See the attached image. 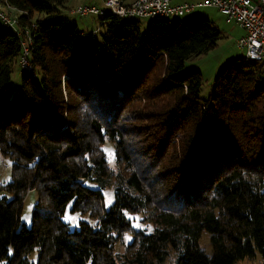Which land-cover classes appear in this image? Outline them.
I'll return each mask as SVG.
<instances>
[{"label":"trees","instance_id":"1","mask_svg":"<svg viewBox=\"0 0 264 264\" xmlns=\"http://www.w3.org/2000/svg\"><path fill=\"white\" fill-rule=\"evenodd\" d=\"M7 1L29 28L36 77L19 65L23 37L0 23V155L11 163L0 264H236L255 250L264 264V61L231 62L201 100V74L182 70L217 48L212 22L155 18L141 31L107 14L100 40L84 39L61 16L68 0ZM67 211L92 222L70 229Z\"/></svg>","mask_w":264,"mask_h":264},{"label":"rangeland","instance_id":"2","mask_svg":"<svg viewBox=\"0 0 264 264\" xmlns=\"http://www.w3.org/2000/svg\"><path fill=\"white\" fill-rule=\"evenodd\" d=\"M94 1L93 4H86ZM103 0H68L65 3V7L62 10L61 16L66 19L70 24L77 26L78 30L82 32L84 39H87V34H95V37L100 40L101 35L104 33L105 28L101 26L99 17L87 16L79 17L70 13V10L81 6V5H97L99 7L103 6ZM80 3L81 5H76ZM85 3V4H84ZM76 5V6H75ZM73 7V8H71ZM67 8H70L68 10ZM16 15L15 12H12ZM201 14L203 19H210L212 23L218 28L221 33L220 40L218 41L217 48L210 51L207 54L189 58L182 70V73L188 72H199L202 77V84L199 90V98L201 100L208 99L209 95L212 93L214 81L221 70L229 65L231 62L241 59L244 56V51L237 49L236 42L240 38V34L243 32L234 23H226L225 18L220 15L215 9L203 8L201 9ZM182 21H191L194 19V14H188L180 18ZM149 20L140 19V29L144 31ZM21 72L17 67H14L11 74L10 85L14 88L16 93H21V83H20ZM103 150L105 152L107 162L111 168L114 167V147L110 142H105L103 145ZM11 180V163L8 158H4L0 155V184H6ZM96 186V185H94ZM104 194V206L108 208L114 200V189L110 187L105 190ZM36 194L30 193L24 202L23 210L20 215V220L26 223L27 226L31 224V213L33 206L36 202ZM129 218L132 220V225L136 229H147L151 230L150 227L144 226L141 222L140 215H130ZM81 220H86L92 222L88 216H81L80 214H70L68 211L63 217V221L68 223L70 229L77 227L78 222ZM124 243H128L132 239L131 234L124 235ZM199 246L204 249L207 253H210L211 248L208 246V242L205 238L201 240ZM122 246L119 244L116 251L120 252ZM262 257L258 251H254V256L250 259H245L238 261L236 264H262ZM167 264H172L169 260Z\"/></svg>","mask_w":264,"mask_h":264},{"label":"built area","instance_id":"3","mask_svg":"<svg viewBox=\"0 0 264 264\" xmlns=\"http://www.w3.org/2000/svg\"><path fill=\"white\" fill-rule=\"evenodd\" d=\"M103 6L81 5L70 13L79 17L96 16L99 18L107 14L123 19L181 18L190 14L196 8H212L219 12L226 23H234L245 32L239 38L236 47L244 51V62L264 61V0H200L174 3L172 0H103ZM15 12L7 0H0V23L13 29L18 36H22V54L20 68L24 72L36 77L29 63L28 44L31 41L29 28L21 29ZM34 27V25H32Z\"/></svg>","mask_w":264,"mask_h":264},{"label":"crops","instance_id":"4","mask_svg":"<svg viewBox=\"0 0 264 264\" xmlns=\"http://www.w3.org/2000/svg\"><path fill=\"white\" fill-rule=\"evenodd\" d=\"M174 3H182V2H191V0H172ZM195 1H200V0H195ZM90 2V1H89ZM93 2L94 1H92V2H90V3H86V4H93ZM85 4V3H84ZM76 5H81L80 3H77ZM75 5V6H76ZM71 8H73V7H71ZM68 10H70V8H67ZM201 9H203V8H196L194 11H192L190 14H194V19L195 18H198V17H200V18H204V17H202V14H201ZM221 15V14H220ZM206 19V18H205ZM206 20H208V21H210V19H206ZM210 22H212V21H210ZM242 30V29H241ZM243 31V30H242ZM87 35H89V34H87ZM243 36H245V32L243 31L241 34H240V38L241 37H243Z\"/></svg>","mask_w":264,"mask_h":264}]
</instances>
